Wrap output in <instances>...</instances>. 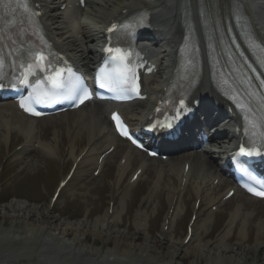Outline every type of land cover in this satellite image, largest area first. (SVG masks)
Returning a JSON list of instances; mask_svg holds the SVG:
<instances>
[{"label": "bare ground", "instance_id": "obj_1", "mask_svg": "<svg viewBox=\"0 0 264 264\" xmlns=\"http://www.w3.org/2000/svg\"><path fill=\"white\" fill-rule=\"evenodd\" d=\"M33 1L38 5L37 9L41 10V18L44 20L45 28L48 30L56 48L75 62H78L82 69L86 68L83 56H88L89 58L96 56L98 43L100 40L103 41L105 29L112 21L119 20L137 9H146L150 15V24L153 27V41L148 42L159 44L157 48L158 54L155 59L160 71L157 72L161 73L159 75L160 80H153L151 83L147 81L150 77L145 78L143 92H149L150 94V96H147L145 104L152 107L167 84V80L164 81L162 78L163 75L167 73L168 69H172L176 63L177 48L184 35V26L181 19L183 12L189 16L187 19L198 38L202 53L205 54L206 49L200 21V12L204 8L209 11L208 20L213 26L222 25L226 28L232 24V11H234L237 1H240L246 8L250 6L252 12L256 7L250 0H85V5L87 4L88 8L83 11L84 16L78 19L77 16H74L71 20H68L66 17L71 13L72 6H76L77 9H84L80 8L79 0H76V4L74 0ZM152 1L160 4L163 7V12H156L155 8L151 6L150 2ZM62 4L64 5L63 9L57 7V5ZM259 11L260 9L257 14ZM259 18L258 15H254L253 18L250 17V23L252 30L256 33L255 35L261 41H264L261 29L257 28L262 25L261 21H258ZM48 21L49 24L47 23ZM261 27L263 28V26ZM203 66V75L198 88L200 90L203 89L204 92L210 91L214 97L220 99L209 79L206 61H203ZM141 112L142 110L139 113L131 111L127 117L133 120L132 118H135V115H139ZM49 119L53 120L52 125L57 129L55 134L57 133L58 135L57 141L59 145L61 142L59 133H61L63 128L66 129V134L70 140L69 157L76 160L85 151L77 167L89 165L93 161L92 165L96 168L98 145L105 143L106 145L115 144L116 146L119 140L113 134L110 123L97 104H89L78 110L66 111L46 120L48 121ZM230 119L234 120L235 118L230 116L228 121ZM20 120H16L12 126L13 131H10V137H13L14 131L16 133L17 130L21 135H25L26 138L35 130L36 125L31 120L22 119V123L19 122ZM134 120L133 124H136L138 118L136 117ZM4 124H8V122ZM232 126L225 122L222 129L219 130V133L225 132V136L229 139L228 142H219L218 140L216 145H209L204 154H207L209 158L216 162L219 160L222 162L234 141L238 140L239 137V134L234 131V126L233 128ZM0 129H2V126ZM54 138L56 139V135ZM83 138L86 139V143L78 146L77 144L83 142ZM2 139L5 140V136ZM124 159V163L120 165L117 171V179L119 180L125 175V170L132 165V156L130 154L124 155ZM188 159L189 156L183 159H171L168 163V168L165 167L164 169L160 166L162 163L160 161L154 162L155 164L152 165L148 164L150 173L164 174L166 177L160 188L163 197L161 192L160 196L174 207L172 214H167L166 216L168 222H173L178 214V211L175 210L178 195L173 187V179L176 176L181 179V177L188 175L186 182H188L190 176L192 179L195 176L193 181H195L196 185L190 186L189 183L191 181H189L186 193L196 196V199L199 198L196 208L195 203H193L197 216L211 217L212 214L209 209L211 205L222 201L220 198L215 201L214 195H211L204 188L199 193L201 184L205 186L207 182L215 179L211 161L199 153L192 155L190 161ZM185 162L189 163V170L186 174L183 171ZM144 167L146 168L147 165ZM138 169L142 170V167ZM201 170L204 173L198 177V172ZM203 202L206 203L204 204ZM251 202L250 208L245 209V211L249 210L250 213L248 220L246 219L247 230L245 229V236L239 237L235 243L223 244L224 242L222 243V241L231 242L236 237L230 236L229 230H235L237 224L236 212L241 213V211H244L243 203L241 206L237 205L231 211L229 219L218 232L216 244L204 241L208 233L199 232V229L204 227L205 223L197 219L194 222V226L191 227V236L186 245L184 243L185 237L179 241H174L172 237H165V233L162 231L158 237L148 236L142 232V228L139 226L140 220L137 217L133 227L127 225L125 227L126 231H118L121 228V224L116 223L118 215H110L107 209L104 214L97 215L92 220L89 219L91 216V211L89 210L83 215L82 219H76L73 222L68 218L61 219L51 215L52 213L47 207L34 208L16 202L0 205V264H47L41 256L43 250L44 254L45 251L48 253L51 251L53 254L60 253L59 249L61 248L62 240L67 242L65 247L68 250L63 253V255L67 256L63 257L65 261H70L71 264H76L77 260L80 261L79 259L82 260L80 264H100L98 261L101 258L109 264H182L183 261L178 262V260H181L188 253L194 254L198 258H205L209 264H264V219L261 218L264 215V200L254 199ZM208 204L210 206H207ZM112 209L117 212V209ZM255 218H259V220L256 223V227L253 228ZM6 221H9V229L7 230L3 228ZM112 224H117L115 225L117 229L110 230L109 227ZM97 226L98 228H96ZM90 227L91 229H98V234L108 236L106 244L110 245L112 242L113 250L111 252H103L100 248H89L81 244V238L85 241L87 240V232L84 229H89ZM131 231L133 232L131 233ZM68 235H71V238ZM65 236L68 238H64ZM199 242L202 243L200 244ZM22 249L23 251L18 253ZM35 249L38 251L37 258L32 254ZM13 250L14 254L11 253ZM90 257H95V259ZM49 259L50 257L48 256V263L50 264ZM65 261L62 260L60 264H65Z\"/></svg>", "mask_w": 264, "mask_h": 264}, {"label": "rangeland", "instance_id": "obj_2", "mask_svg": "<svg viewBox=\"0 0 264 264\" xmlns=\"http://www.w3.org/2000/svg\"><path fill=\"white\" fill-rule=\"evenodd\" d=\"M6 108H0V128L2 126V123L5 121V119L11 118L14 123L16 120H20V118L17 116V114L14 112L13 109H11L9 104H6ZM53 120L49 119L48 121L45 120L44 124L47 126L45 128L46 131V137H45V143H51L53 139V133L56 130V127L52 125ZM60 127V126H58ZM64 127V126H63ZM63 136L66 134V129L63 128L61 130ZM3 136V131L0 129V141ZM14 138H17V140L14 141V143L19 142L22 140L23 135H20V133L16 130V134L13 135ZM85 141V140H84ZM3 146V148H2ZM4 149V143L2 142V145H0V160H2V153ZM49 155L44 150L37 151V154L35 158L33 157L31 159V165L29 167H25V165H21V163H18L17 160H11L6 163L5 166L2 167L1 173L2 177L0 179V187L2 184L4 185L3 189L0 193V205H7L13 202L16 203H22L26 204L30 207H36V208H45L48 204V199L53 191L54 187L58 183V179L61 178V175L67 171V167L65 168V172L61 171L59 173V158L57 155ZM118 159V156L110 157L108 159L107 166L105 170L102 172L101 175H99L97 178H94L90 183L82 185L80 183H77L76 180H72L65 189L62 191V195H60L57 203L55 206L51 209V215H55L58 218H68L70 221L75 222L76 219H82L84 214L91 211V216L89 219H94L97 215L104 214L106 211V208H108V202L110 201V198L112 193L118 189L121 190V186H117L114 191L111 188V173L112 168L111 164L113 162H116ZM82 171V168L79 169V172ZM155 174L148 173V171L145 172L144 176H142L140 183V186L143 187L144 184H147L151 181ZM103 180V182H101ZM139 186V187H140ZM160 192V191H159ZM217 194V193H215ZM189 195L185 196L188 198ZM76 197V198H75ZM163 197V196H162ZM194 196H191L193 198ZM238 199H235L233 201H230L229 205L224 206L222 209L223 212H228L232 208H234L237 205H241L242 201L245 199L242 196H238ZM241 198V199H239ZM135 201L139 199V196H134ZM134 199L126 197L123 199L119 204H117V211L119 212V215L117 216V221L122 222L123 225H121L120 230L126 231V226L131 225L133 227L134 225V214L131 212V209H129V206L126 204L133 203ZM142 199V198H140ZM192 201V200H191ZM167 203V202H166ZM164 204L162 207V210L156 211L155 209L150 208L148 210L149 220L144 221L145 228L142 230L143 233H146L150 237H158L162 231V219L163 215L168 210V204ZM188 207L186 209L185 214L183 217H179V220L177 221V225H179L177 228H175V234L171 237L174 239V241H179L183 234H184V228L185 224L188 220V217L191 213V208L189 207V201L187 203ZM252 203H248L245 206V209H249ZM151 206V205H150ZM149 206V207H150ZM184 205L181 204V210L183 212ZM222 213V212H220ZM12 216V215H11ZM121 216V217H120ZM250 216L249 210L241 212L239 215V226L237 227L235 231V238L231 240V242H225L226 244H233L235 243L239 237L245 236V227H246V219ZM223 218V213H222ZM261 218H264V216H261ZM20 220V219H19ZM31 220V219H30ZM68 220V221H69ZM181 220V222H180ZM220 220V219H219ZM219 220H215L212 226H207V228L204 229V233H208L210 228L212 227V230L209 232V237L207 238V241H215L216 239V232L219 230L221 226V222ZM259 218H255L253 222V228L256 227V223L258 222ZM107 224V223H106ZM181 226V227H180ZM252 227V226H250ZM5 230L9 229V221L5 222L4 227ZM98 228V226L96 227ZM84 229L87 232V240H83L81 238L80 242L81 244H84L85 246H88L89 248H100L103 252H111L113 249V244L111 242L110 245H107L108 236L97 233L98 229ZM110 230L117 229L115 226L109 227ZM88 230V231H87ZM148 231V232H147ZM133 231H131L132 233ZM149 233V234H148ZM69 238H71V235H68ZM64 237V238H68ZM166 237H169L168 235ZM95 239V243H94ZM67 242L65 240L61 241V248L60 253L53 254L50 251V254H48L47 251H45V254L43 256V259H45V262L48 263V256L50 257V264H60L63 261H65L63 256L64 252H67V247H65ZM18 251V253L22 252ZM14 254V250L11 252ZM62 253V254H61ZM188 262L184 260L183 264H207L205 261H202V258L196 257L194 254L188 253ZM55 258H53V257ZM69 257V256H68ZM73 258V257H71ZM91 259H95V257H90ZM80 261H76V264L81 263ZM100 264H109L106 261H103V258L99 259L98 261ZM65 264H71L70 261H65Z\"/></svg>", "mask_w": 264, "mask_h": 264}, {"label": "snow or ice", "instance_id": "obj_3", "mask_svg": "<svg viewBox=\"0 0 264 264\" xmlns=\"http://www.w3.org/2000/svg\"><path fill=\"white\" fill-rule=\"evenodd\" d=\"M4 0H0V4H2ZM107 52L113 53L115 51V55L113 59H118L121 64H123L125 60L124 54L121 53L120 49L113 50L112 48L106 49ZM39 60L43 61L45 57L43 54H38ZM128 72L127 68L124 67L118 74L112 75L107 74L105 72V69H101L100 73L97 76V82L99 84V87L101 88H108L109 91H128V89L119 87L120 85L127 84L130 82L129 76L126 74ZM51 87L47 88L46 90L40 89L37 91V94L35 97L29 98L30 100H34L35 103H45V104H51L60 102L62 99H67L70 101L80 100L81 103L85 99H89L91 97V94L88 92L87 87L84 85L83 81L77 77L75 82L72 84L71 87H67L64 83V81L60 78V73H56L55 76L50 77ZM115 83L117 85L116 88L111 87V84ZM138 94V90H137ZM117 98H122L118 96ZM24 103H21V107H24ZM25 110H31L34 115H40V113L35 112L32 109L26 108ZM114 120L117 121L118 128L121 132V135L127 136V130L126 128H123L122 125H120L119 118L117 116L113 117ZM131 137H129L130 139ZM135 142V141H133ZM244 148H241V152H244ZM247 155H252V152L246 153ZM259 154V153H257ZM249 191H252L250 188ZM256 195L264 196V191L262 192H256Z\"/></svg>", "mask_w": 264, "mask_h": 264}]
</instances>
